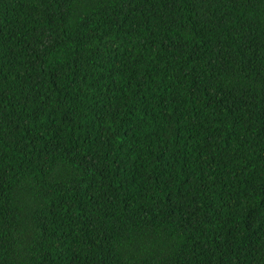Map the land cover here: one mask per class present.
<instances>
[{
    "label": "trees",
    "instance_id": "1",
    "mask_svg": "<svg viewBox=\"0 0 264 264\" xmlns=\"http://www.w3.org/2000/svg\"><path fill=\"white\" fill-rule=\"evenodd\" d=\"M0 264H264V0H0Z\"/></svg>",
    "mask_w": 264,
    "mask_h": 264
}]
</instances>
